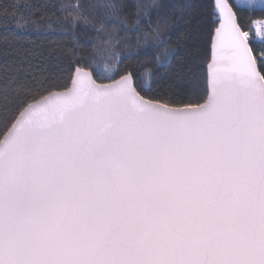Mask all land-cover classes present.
Segmentation results:
<instances>
[{
  "label": "snow or ice",
  "instance_id": "6c2138e0",
  "mask_svg": "<svg viewBox=\"0 0 264 264\" xmlns=\"http://www.w3.org/2000/svg\"><path fill=\"white\" fill-rule=\"evenodd\" d=\"M75 7L115 66L0 89V264H264V0Z\"/></svg>",
  "mask_w": 264,
  "mask_h": 264
},
{
  "label": "trees",
  "instance_id": "16d2710c",
  "mask_svg": "<svg viewBox=\"0 0 264 264\" xmlns=\"http://www.w3.org/2000/svg\"><path fill=\"white\" fill-rule=\"evenodd\" d=\"M78 2L84 6L83 10L89 13L88 18L91 19L96 6L102 8L110 0H0V89L7 85L13 90L10 95H14L17 85L38 84L44 77L58 76L60 65L67 63L66 53L70 49L83 52L85 44L88 45L89 53L95 48V58L101 72L105 64L109 67L115 66V59L110 56L107 46L101 41L93 43L91 38L96 36L95 30L87 26L83 19H76L75 6ZM127 2L134 4L137 0ZM138 2L153 16L155 27L156 10L151 7L153 0ZM156 2L160 5H173L180 0ZM177 11L173 7L164 8L165 15L161 19L160 27L163 28L164 23L175 16ZM248 15L254 19H264V14L260 12L245 13L244 18ZM133 18L134 16H130L127 22L130 23ZM76 24L81 27H74ZM83 27H88L87 34L81 30ZM154 56L155 54L139 56L138 59L126 61L121 69L128 64L135 67L150 65L155 71ZM176 63L173 62V67ZM167 73L171 75V69ZM163 75L165 72H158L155 79L158 80Z\"/></svg>",
  "mask_w": 264,
  "mask_h": 264
},
{
  "label": "rangeland",
  "instance_id": "374dc122",
  "mask_svg": "<svg viewBox=\"0 0 264 264\" xmlns=\"http://www.w3.org/2000/svg\"><path fill=\"white\" fill-rule=\"evenodd\" d=\"M252 36L254 37V30H253Z\"/></svg>",
  "mask_w": 264,
  "mask_h": 264
}]
</instances>
